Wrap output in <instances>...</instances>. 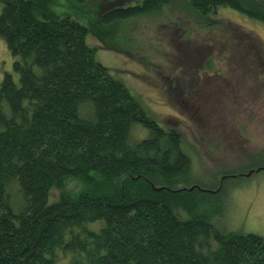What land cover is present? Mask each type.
Listing matches in <instances>:
<instances>
[{
	"label": "trees",
	"instance_id": "trees-1",
	"mask_svg": "<svg viewBox=\"0 0 264 264\" xmlns=\"http://www.w3.org/2000/svg\"><path fill=\"white\" fill-rule=\"evenodd\" d=\"M169 1L106 0L100 15L111 22ZM53 2L0 0V37L19 73L0 83V264H56L59 249L71 264H264L263 236L218 229L197 209L205 191L181 131L147 114L97 60L88 27ZM189 4L203 20L228 6L264 21V0ZM138 124L148 133L136 139ZM100 219L98 231L85 225Z\"/></svg>",
	"mask_w": 264,
	"mask_h": 264
},
{
	"label": "rangeland",
	"instance_id": "rangeland-1",
	"mask_svg": "<svg viewBox=\"0 0 264 264\" xmlns=\"http://www.w3.org/2000/svg\"><path fill=\"white\" fill-rule=\"evenodd\" d=\"M105 1L54 0L52 9L86 25L97 60L161 126L181 131L193 156V180L205 191L197 209L218 229L264 237V21L228 6L203 20L191 12L190 0H170L106 22L100 15ZM5 73L19 83L13 55L0 37V83ZM147 129L138 124L131 134L139 139ZM222 176L225 190L217 194ZM67 187L79 186L71 179ZM57 198L53 188L48 201ZM103 224L100 219L85 225L98 231ZM209 244L219 245L213 234ZM59 251L56 264H71L73 254Z\"/></svg>",
	"mask_w": 264,
	"mask_h": 264
},
{
	"label": "flooded vegetation",
	"instance_id": "flooded-vegetation-1",
	"mask_svg": "<svg viewBox=\"0 0 264 264\" xmlns=\"http://www.w3.org/2000/svg\"><path fill=\"white\" fill-rule=\"evenodd\" d=\"M224 176H228V175H224ZM224 176H222V178H220L218 180V186L216 187L215 190H218L222 186V183H223V180H224Z\"/></svg>",
	"mask_w": 264,
	"mask_h": 264
}]
</instances>
